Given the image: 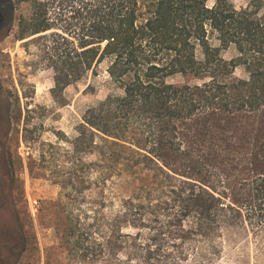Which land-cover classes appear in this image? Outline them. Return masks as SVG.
Returning <instances> with one entry per match:
<instances>
[{
    "label": "trees",
    "instance_id": "16d2710c",
    "mask_svg": "<svg viewBox=\"0 0 264 264\" xmlns=\"http://www.w3.org/2000/svg\"><path fill=\"white\" fill-rule=\"evenodd\" d=\"M211 1L82 0L76 24L38 38L53 94L104 64L113 82L74 142L98 161L82 162L81 176L61 184L72 200L92 185V171L103 184L113 179V219L99 209L92 223L68 214L64 237L84 259L121 264L128 229L155 231L147 264H163L151 244L162 226L204 244L237 227L264 229V1L239 9ZM35 26L39 34L51 25ZM231 48L237 55L227 60Z\"/></svg>",
    "mask_w": 264,
    "mask_h": 264
},
{
    "label": "rangeland",
    "instance_id": "374dc122",
    "mask_svg": "<svg viewBox=\"0 0 264 264\" xmlns=\"http://www.w3.org/2000/svg\"><path fill=\"white\" fill-rule=\"evenodd\" d=\"M81 1L14 0L16 27L0 43V100L6 118L1 126L5 134V161L0 164L5 173L1 178L5 209L0 213V245L4 243L6 249L15 242L17 236L9 228L16 221L25 252L19 264H113L109 255L101 259L105 263L93 257L84 259L64 237L71 212L90 223L96 209L113 219V212L120 208L113 179L103 184L92 171V185L72 200L63 195L61 185L70 176H81L82 162L98 161L96 155L78 152L74 142L87 110L113 94V82L104 64L97 75L90 74L61 94H53L54 73L45 59L46 42L38 39L65 31L72 22L76 24L71 18L79 11ZM231 1L239 9L252 0ZM41 22L51 25L50 29L36 34L35 25ZM223 55L231 60L237 52L231 48ZM237 75H243V70L239 69ZM87 212L92 214L89 219L85 217ZM158 229L161 238L151 244L162 250L163 264H264V229L237 227L214 244L175 239L178 228ZM125 232L132 238L124 245L121 264H147L144 250L155 231L140 228ZM182 250L185 254L180 257Z\"/></svg>",
    "mask_w": 264,
    "mask_h": 264
},
{
    "label": "flooded vegetation",
    "instance_id": "af4514ba",
    "mask_svg": "<svg viewBox=\"0 0 264 264\" xmlns=\"http://www.w3.org/2000/svg\"><path fill=\"white\" fill-rule=\"evenodd\" d=\"M16 6L14 5V0H0V43L4 40V38L8 35H11L13 29L16 27L17 18H16ZM2 100H0V109H2V113H0V164L5 161V145L1 140V126L5 122V109L2 105ZM5 173L0 169V213L3 212L2 209H5V205L2 204L5 194L2 190V180ZM13 227V231L17 239L13 244H9L8 247H5V244L2 243L0 245V264H19L21 258L24 256L21 244V233L22 230L17 225V222H11ZM17 229V230H16ZM3 247V248H1ZM4 250H7L5 253Z\"/></svg>",
    "mask_w": 264,
    "mask_h": 264
}]
</instances>
